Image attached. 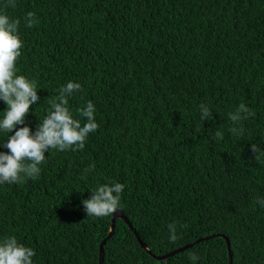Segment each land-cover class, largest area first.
I'll return each instance as SVG.
<instances>
[{"label": "trees", "instance_id": "obj_1", "mask_svg": "<svg viewBox=\"0 0 264 264\" xmlns=\"http://www.w3.org/2000/svg\"><path fill=\"white\" fill-rule=\"evenodd\" d=\"M5 3L0 11L21 19L17 74L36 80L40 97L23 126L35 134L48 99L71 81L82 87L69 98L73 115L83 124L77 109L91 101L99 127L83 151L46 152L39 178L0 185V239L32 248L33 264H98L112 214L87 216L82 201L116 181L125 185L117 210L150 254L116 219L102 264H228L215 235L228 239L231 264H264V156L251 150H264V0ZM201 103L211 109L202 122ZM241 103L254 116L237 137L229 113ZM6 109L0 101V119ZM14 131L0 132V152Z\"/></svg>", "mask_w": 264, "mask_h": 264}, {"label": "clouds", "instance_id": "obj_2", "mask_svg": "<svg viewBox=\"0 0 264 264\" xmlns=\"http://www.w3.org/2000/svg\"><path fill=\"white\" fill-rule=\"evenodd\" d=\"M5 9L15 8V0H6ZM25 26L32 28L38 20L35 12H28L23 17ZM21 19H11L6 11H0V101L7 105L3 118L0 119V132L12 133L3 147L8 152H0V185L23 183L27 179L35 180L41 174V167L46 162L45 153L51 150L59 152L83 151L90 133L99 125L95 119V105L88 101L86 106L77 109L80 118L73 115L69 107V98L73 92L82 91L81 84L67 82L57 89L58 95L48 99V109L43 121L38 124L35 134L26 124L25 117L30 108L38 104V84L34 79L18 75L16 63L22 55L23 42L19 35ZM200 120L211 119V109L203 103L199 105ZM254 116V112L241 103L235 113H229L232 126L229 131L237 137L243 136V121ZM17 125H21L16 130ZM217 141L224 139L222 131H216ZM251 150L259 161L264 150L252 144ZM95 165L85 169V173L94 171ZM124 184L116 181L97 186L92 190L90 199L82 201L87 216L106 217L120 207ZM264 204V201H260ZM186 227V225L184 226ZM169 240L175 243L178 239L177 225L169 224ZM35 251L23 245L15 236L0 239V264H33ZM189 259L195 262L199 256L192 252Z\"/></svg>", "mask_w": 264, "mask_h": 264}, {"label": "water", "instance_id": "obj_3", "mask_svg": "<svg viewBox=\"0 0 264 264\" xmlns=\"http://www.w3.org/2000/svg\"><path fill=\"white\" fill-rule=\"evenodd\" d=\"M116 219H120V220H122V221L125 223V225H126V226L128 227V229L131 231V233L134 234V236H135L137 242L139 243V245L142 246L143 248H145L146 251H147V253L150 254V252L147 250V248L145 247V245L140 241V239H139V237L137 236L135 230L133 229V227L131 226V224L129 223V221L127 220V218L125 217V215L123 214V212H122L121 210H116L114 213H112V219H111V226H110L109 234H108V236H107L105 239H103V240L101 241V243L99 244V254H98L99 259H98V264H102V262H103V253H104V251H103V247H104L106 241H107L108 239H110V237L113 235V231H114V222H115ZM215 236L220 237V238H223V239L225 240L226 245H227V249H228V264H231V253H230V246H229L228 239H227L226 237L222 236V235H215ZM213 237H214V236H213ZM209 238H212V236H211V237H208V238H204V239H199V240H197L195 243L202 242V241H206V240L209 239ZM190 246H191V245H187V246H184V247L178 248V249H176V250H173V251L170 252V253H166V254H164V255H162V256H157V257H154V258H155L157 261H164V260H166V259L172 257L173 255H176V254H178V253H180V252H182V251L188 249Z\"/></svg>", "mask_w": 264, "mask_h": 264}]
</instances>
